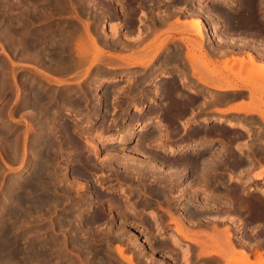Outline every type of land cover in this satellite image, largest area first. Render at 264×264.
I'll list each match as a JSON object with an SVG mask.
<instances>
[{
	"label": "rangeland",
	"instance_id": "obj_1",
	"mask_svg": "<svg viewBox=\"0 0 264 264\" xmlns=\"http://www.w3.org/2000/svg\"><path fill=\"white\" fill-rule=\"evenodd\" d=\"M0 1H2V3L0 2V15L2 14L3 17H5H2L3 20L5 19L4 23L1 21L2 19L0 17V23L2 22L0 24V200L3 201L2 194L6 190V185L11 177L27 180L33 176L34 159L32 158L33 160H31V154L29 151L31 150L30 148L36 149L38 147L40 148V144L42 145V142H39L38 145L35 144L37 142L34 141V137H36V133L39 131V129L36 130V127L38 126L36 122L37 120L33 119V117L31 118L34 121L29 118L30 114L28 113H30V110L29 108L21 106L22 95H19L21 92L17 93L15 89L17 90V87L21 86L25 82L29 83L33 79L34 81H38L36 82L38 85H41L40 82H42V85L44 83L47 87L45 91L49 93L58 91L61 94V98H63V96L67 93L71 94L70 98L73 99L75 95L82 92L80 93L81 98L87 97L90 100L89 107L86 109L83 108V105L78 108H74L71 105L73 102L67 103L63 106L64 108H62L60 118H64L67 113L68 115L66 118L60 119L59 122L69 124L74 127L75 132L73 137L75 139V146H62L61 143L62 147L60 148V151L57 152L58 157H56V171L58 174L56 176L58 179L56 182H58V184L55 182L50 183L48 180L47 188L46 185L43 186L46 188L45 190L47 192L44 188V191L41 190V194L43 193L44 196L47 195L49 197L52 196V199L50 200H53L54 198L55 200L50 202L44 208H42V205L40 207H32L34 204V201L32 200H35L34 197L36 194L29 192V194H27V197L29 198L27 201L29 204L26 206L27 204L24 203V206L27 208L23 207V209H20L18 203H14L11 200L9 201V199H6L8 201L4 200L5 206L8 205L12 207L14 206L15 208L18 207V209H16L23 212L20 216H6L2 209H0V230L3 224H8L10 227L12 225L11 230L13 231L11 232L13 234H11V240L15 239L14 241L12 240L14 242H12V249L21 248L23 250H20V252L17 250L18 255L16 254L17 257L15 256L14 259V256L11 257V262L2 260V262H4H1V264H7L8 262V264H127L125 263L124 258H122L117 252V248L122 249L125 256H131L134 264H184L183 253L186 247L183 244L188 246L191 244L186 240L184 241L181 238L182 236H177L180 240H183L182 247L179 248L173 246L169 236L176 234L174 232L175 224L173 223L172 218L168 216L166 210H170L175 215L180 213L179 207L182 202L186 201L185 199H182L183 190L186 189L188 183H191V188H187L186 190L187 193L190 192L186 195L187 197H190V199L187 200L188 203L184 204L185 206H188L187 210H194L189 206L190 204L199 206L200 202H202L205 203V207H196L195 209L206 208L213 211L214 207L219 203L217 197L211 196V198L210 196L206 197V195L204 198L202 197L207 193L211 195L217 194V191L213 188V186L215 185V176L221 175L220 172L221 169H223L221 164L224 162L219 161L220 158H225L226 156L238 157L239 155H242L243 157L245 154H250V147L246 144L238 145L236 146V149L232 147H229L228 149L222 147V151L215 150V152L210 155L206 154V152L212 150L211 146V148L209 147L207 149L197 151L196 155L194 152L174 154L166 152L163 153L162 151L164 148L170 144H191L195 140H198L195 137L196 135L190 134L197 132L196 128L200 122L199 118L201 115H196V117H193L192 119L185 120L187 114H180L177 117V119L181 122H184V120L186 121V123H183V129L178 132H182L183 130H185V132L190 131L189 136L193 137L191 142H189L190 139H185L183 136L181 139H178L179 135L170 136L172 141H165V134H163V130H161V128H154V132H150L149 136H147L146 131L143 143L137 151H135L136 147L134 148L133 146H135V141L139 138L138 134L134 135L126 144H107L105 142V138L108 135L110 136L116 134L118 127L122 128L128 123L127 119L129 113L131 110L133 111L135 106L140 102V99L135 100V97H132L133 94H136L135 91L137 90V88L134 89V85L144 79L146 77L145 75L151 72L154 67H160V69H157L158 72H156L159 73L158 77L166 74L165 70H168V65L162 64L158 66L156 61H158L164 53L170 51L173 60L179 58L173 64L171 74L169 72L168 73L170 75L169 78L171 79L169 81L172 82L173 80L172 85L175 88L174 93H178L180 95V97H178V101L180 100V102H182L181 105L186 103V99H190V95L183 87L187 85L186 82L190 78L189 73H192L191 70L189 72L190 65V68L195 70L194 74L197 75L200 73V70L198 69H201V71L204 70V73L201 72L202 75L205 74L209 76L210 79H214L215 81L233 85L231 87L232 89L240 87L250 88L251 98L248 103L250 106H254V111L264 118V88L262 86L264 83L262 81L264 80V70H261L263 72H261V77L263 76V78L258 76L259 74L257 73H254L253 77L252 72L248 67L249 64L247 63L246 65L248 71L245 69L246 65L243 62L244 64L242 65H245L242 68L243 72L242 69H240L239 62V65L237 64V61L233 63H229L227 61L219 63L214 61L206 51L207 46L205 44L210 41L209 38H205L203 36L201 40V38H198L197 34L193 32L195 29H190L193 30L190 31L192 34H188L184 31L183 26H181L183 23H190L189 21L192 19L191 12L199 13L203 16L204 12L206 13V10H212L209 14H219L222 16V12L224 13L229 10V14H248L245 18L240 15L235 21L236 23L238 22L237 25L241 24V22L243 24L244 19H248V17L251 16L254 20V24L257 26L253 33L258 34L262 31V28H264V20H262V18H264V1L252 0L245 3L243 0H237V9L235 7L230 8L225 6H222V8H213L212 6L208 7V5L212 4L210 0L172 1L171 3H173V5L179 7L187 2L189 8H187V10L177 7L173 8L178 12H170L172 17L169 19V23L170 26L172 25V29H168V31H166L164 30L165 27H156V30L155 28H152L150 30L151 33L147 34L145 39H142V35H140L143 34L142 32H139L140 34L135 33V20L134 23L130 22L133 20L132 18L136 19V16L138 15L137 12L139 9L136 10V4L138 1L70 0L69 3L71 6H68L64 13H57L54 11L51 15L47 14L44 19H41L39 15H41L44 11H49L47 7L52 8V5L47 6L49 3L46 1L44 2V0ZM56 1L58 2L59 0L50 2L54 4ZM204 7L205 10H203ZM144 10L145 9H142V11ZM185 11L189 14L184 13ZM110 12L113 13L110 14ZM107 13H109L108 20L106 18ZM36 15L39 16L40 19L37 20ZM143 15L145 17H141L140 19L142 21H144V19L149 21V24L152 17L149 18V15L145 13ZM205 15H208V13ZM211 15H209V17H212ZM113 16H115V18ZM9 19H14V21L11 20L14 23L13 27L16 26L22 31L28 29L29 32L31 31L32 36L38 32L41 34L50 30L55 31V34H58L57 37L59 35L67 36V34L74 29H76L77 34H80L84 31L83 22L89 23L90 31L99 35L96 30L104 26L106 28V30H103L104 38L101 36L98 40L104 52V62L109 61L108 57L114 58L117 60L116 63L118 64V67L123 66L128 68H118L113 72L104 73L102 75H100L99 72L104 70L103 66L100 64L95 65L90 62L83 65L78 72L74 69L60 72L58 66L52 69L50 68L51 66H49V62H45V64H43L40 60L36 61L26 57L28 53L27 50L22 51V55L18 51L13 50L15 53L12 51L10 44V32H8L9 28H7ZM211 19L212 20H206V26L208 27L209 32L211 31L209 28L211 25L219 23L216 18L214 19V17H212ZM176 20L179 24L182 22L180 25V28L182 29L178 27ZM113 21L116 22L113 24ZM112 24L114 26L117 25V27L122 24L123 26L120 28L118 27L116 33H113L111 31ZM174 24L175 26L177 25L179 29H177V27L176 29H173ZM167 27H169V24L166 26V29ZM19 30L15 28V37L18 36L17 34ZM124 31L126 32L124 33ZM157 31H160V33H157ZM124 35H128L133 40L135 39L134 37H136V39L140 37L141 42L138 45V48H135V51L131 52L130 47L128 50V45L126 46L124 43H118V45H115L114 42H117L121 38L124 41L127 40L122 37ZM242 35L245 34L236 33L233 34L232 37ZM108 40L110 43L106 45L105 42H108ZM230 41L233 42L234 40L231 39ZM111 42L114 43L115 46ZM62 43L72 44L69 40L62 41ZM156 52L157 55L155 56ZM136 53L138 54L136 55ZM145 55L147 58H145ZM154 56L155 59L153 58ZM191 56L193 57L191 58ZM134 60L147 61V63L140 67L129 68L127 63H133ZM149 61H151V67L148 64ZM191 64L194 68L191 67ZM226 64L229 69L224 67V65L227 66ZM144 66L146 68H144ZM12 73L14 75H12ZM119 74L123 75V78H129L127 80L124 79L123 81H120L117 86L110 88H107V83H102V80L106 77ZM26 75L29 77L26 78ZM207 76L205 78H208ZM251 76L254 81L249 80L248 84H246V81L250 79ZM45 78L47 79V82L45 81ZM19 80H22V82H19ZM59 80H66L72 84L65 88H57L55 84ZM147 81L144 82L147 83ZM152 82H155V84L161 83L156 81ZM145 83H142V85ZM198 86L199 85H197L196 82V84L192 87V89L197 91V93L201 88V86ZM146 88L149 89L150 86ZM106 89L120 91H118L117 94L115 91L111 94H116V101H113L112 97L105 99L104 107H102V110L98 112L102 118L100 117L101 119H97L95 118L96 111H94L92 107H97L96 104L98 98L105 97L102 93ZM23 90L25 89L23 88L22 91ZM142 100L146 102L148 101L147 99ZM243 100H245V98H243ZM249 105L247 107H250ZM233 107L231 109L234 111ZM247 109L249 110V108ZM110 111L118 112L121 116L125 115V122L115 123L113 128L110 120L115 116ZM147 114L145 116H147ZM78 118L81 119L77 120ZM143 119L144 118L140 119V122ZM86 120L91 121V124L86 122ZM105 120L106 122L102 123V121L104 122ZM174 121L165 120L164 122L173 129V127H177L179 125L178 122ZM93 122L94 128L100 124L108 126L106 128L102 127L94 129L92 125ZM12 127L14 128L13 130L11 129ZM26 130L27 132L30 131L27 133L28 136H25ZM99 134H101L100 138L98 137ZM19 135H21L20 138ZM16 139L20 142L16 141ZM33 141L35 143L32 144ZM16 142L19 144V146L17 145V150L19 151H14V146H16L14 143ZM13 144L14 146L12 147ZM25 145H27L26 148ZM258 147L263 146H257V148ZM24 149L26 155L23 160V164L20 159H22L21 153ZM41 152H43V150ZM129 153L133 156L132 158H134V161L124 158V155H128ZM114 156L117 158L114 159ZM150 156H154L155 158L154 165H152L149 159ZM193 159H197L198 163L196 165H193L194 163L191 162ZM42 160L43 159H41V161ZM201 161H205L206 163L204 167L203 179L200 177L202 172L201 165L199 163ZM26 162L27 164H25ZM81 163L85 164V168L82 170L87 172L86 176H81L79 174L81 170L76 168V165ZM51 166L52 165H50V167ZM50 167L48 166L49 170H51ZM259 171H263L262 174L264 175V162H261L260 166L251 170L248 175L246 174L248 171L245 173L240 172L238 175V170L234 171L233 174L227 172V174L231 176L228 179L224 178L223 181H225V184H230L229 186H235V184L242 185L237 182L252 180L253 176ZM244 174L245 176H243ZM163 175L168 177V182H162L160 180V177ZM260 181L261 180L252 183L251 185L249 184V187L247 188L257 186ZM156 189H158L161 193L157 194ZM193 189H196L195 195L192 193ZM48 191L53 192V194ZM249 193H253L254 195L256 190ZM43 194L41 196H43ZM211 211L209 213H211ZM69 214H71L72 217H68ZM151 214L159 217L160 221L158 223L156 221H152ZM138 228L143 230L138 233L140 242H142L143 246V249L141 250L138 249V247H134L135 243L132 240V232ZM188 228L193 230L197 229L193 227ZM201 229L203 228L201 227ZM201 232L203 233L202 235L211 234V231L209 232L208 228H205V230ZM189 238L197 239L198 237L191 235ZM214 251H221L218 253H222L223 256H225L222 257L221 255V258L225 259H223L224 262L220 264H236L234 260L239 258L238 252L240 250L236 249V252L235 250L234 252H229L228 249L226 250V246H220L219 249H214ZM226 251L229 252V254L224 255ZM35 252H39L41 254H36ZM41 256H44V258ZM202 257H204V259L201 260V263L196 264H216V262L211 260L213 257ZM222 259H220V261ZM256 259L257 257L254 258L253 261H250V259L249 261L254 262ZM181 260L183 263H181ZM190 264H193L191 260Z\"/></svg>",
	"mask_w": 264,
	"mask_h": 264
},
{
	"label": "bare ground",
	"instance_id": "obj_2",
	"mask_svg": "<svg viewBox=\"0 0 264 264\" xmlns=\"http://www.w3.org/2000/svg\"><path fill=\"white\" fill-rule=\"evenodd\" d=\"M45 1L49 3V4L46 3L47 6L52 5V8L51 7H47V9H49V11H44V12H42L41 15H39L41 17V19H44L47 14L51 15V13H53L54 11H56L57 13H64L66 11V9L68 8V6H71L70 3H69L70 0H59L58 2L56 1V3H54V4H52V2H50V1H54L55 2V0H50V1L44 0V2ZM134 1L136 2V0H134ZM210 1L212 2V4L208 5V7L212 6L213 8L214 7L222 8V6H225V7H230V8L231 7H235L237 9V6H238V1L237 0H210ZM0 2L2 3V1H0ZM238 9H239V7H238ZM133 10H134V8H133ZM203 10H205V7H204ZM220 10H222V9H220ZM211 11L212 10H206V13H208V15H205L206 13L204 12V14L202 13L203 16L200 15L199 13H192L191 12L192 19L189 21L190 23H183L182 24V22H181V24H182L181 25L176 20V24L178 23V27L179 28H180V25L183 26L184 31L186 33H188V34H192L190 31H193V30H190V29H195V31H193V32H195L197 34V37L201 38V40H202L203 36L205 38H209V40H211V38L213 37L212 35H214L215 38L219 39L220 41L221 40L223 41L224 38L222 36H220V35L218 36L216 33L212 34V33H210L208 31V28L206 26V20L207 21L208 20H212L211 19L212 17H214V19L216 18V20L219 19L220 20V21L218 20L219 23L218 24H216V23L214 24V26H217V25H222V24L226 25L227 19H229L231 21L232 20H237V18H239L240 15L244 16V18H245V14H238V13L237 14L236 13L235 14L234 13L229 14L228 13L229 10L227 12H224V13L222 12V16H220L219 14H212L211 15V14H209V12H211ZM113 12H116V11H113ZM112 13L110 12V14H112ZM225 13L229 14L228 18L224 17ZM124 15H126V14H124ZM209 15H211L212 17H209ZM39 16H37V18H36L37 20L40 19ZM0 17L2 19L3 15L1 14ZM113 17L115 18V16H113ZM3 18H5V17H3ZM106 18L108 20L109 13L106 14ZM248 18H250V16ZM4 20L2 19L1 21L4 23L5 22ZM11 20L14 21V19H11ZM11 20L9 19V24H8L7 28H9L8 32H10V37H11L10 38V44H11L12 51L13 50L14 51H18L22 55V51L27 50L28 53H27L26 57H28L30 59H33V60H36V61L40 60L43 64H45V62H49V66H51L50 68H52V69H54L56 66H58L60 72L70 71V70H73V69L78 72V71H80V69H81V67L83 65L88 64L90 62V63L95 64V65L96 64H100L101 66H103L104 70L99 72L100 75H102L104 73L113 72V71L117 70L118 68L119 69L128 68V67H123V66L118 67V64L116 63L117 60L114 59V58H110L108 56H106V57H108L109 61L108 62L107 61L104 62L105 61V58H103L104 52H103V50H102V48H101V46L99 44V41H98L101 38V35L100 34L97 35V34L91 32L90 29H89V23L83 22L84 23L83 24L84 25V31H82L80 34H77L76 33V29H74L69 34H67V36H60L59 35L58 37H57L58 34H55V31H51V30L43 32L41 34L39 32L37 34L33 33L34 35L32 36L31 31L29 32L28 29L22 31V30H19L20 28L18 29V27L14 26L15 28H17V30H19V32L17 34L18 36L15 37V28L13 27L14 23ZM240 20H241V18H240ZM130 22H132V20ZM122 26H123V24L120 25V26L118 25L119 28L122 27ZM174 26H175V24L173 25V29L174 28L176 29L177 25L175 27ZM118 27H117V25L114 26L112 24L111 25V31L113 33H116V30L118 29ZM169 27H171V28H169ZM169 27H167V29L165 27L164 30L168 31V29H172V25L170 26V23H169ZM178 27H177V29H179ZM160 28H162V27H160ZM180 29H182V28H180ZM157 33H160V31H157ZM125 37L128 39V41L126 40V42H127L126 46L128 45L127 49L129 50V47H130L131 52L135 51L136 50L135 49L136 48L135 44L137 43L136 41H139L138 40L139 38L131 40V38H129L128 36L125 35ZM66 38H68V39H66ZM66 40L71 41L72 44H70V43L69 44H63L62 41H66ZM162 41H164V40H162ZM109 43H110L109 40H108V42L107 41L105 42L106 45L109 44ZM114 43H115V45H118L117 42H114ZM114 43H112V44L114 45ZM133 54H134V52H133ZM137 54L138 53H136V55ZM134 55H132V56H134ZM156 55H157V52H156L155 56ZM155 56L153 57L154 59H155ZM192 57L193 56H191V58ZM248 57H249V59H248L249 63H247V64H249L248 67H249V70L252 72V76L254 77V73H257V74H259L258 76L261 77V75L263 73L262 71L264 70V66L262 64H256L257 62H254V60L252 59V57L250 55ZM145 58H147L146 55H145ZM149 58H151V57H149ZM187 58H188V56H187ZM152 59H150V60H152ZM227 59H229V58H227ZM106 60H107V58H106ZM238 62L240 64V69H242L246 65L247 61L245 62V65H242V64H244L242 59H240ZM238 62H237V64H238ZM145 63H147V61L134 60L133 63L130 62V63H127V65L129 66V68L130 67H140V66H143ZM148 64L151 67V65H152L151 61H149ZM188 64H189V62H188ZM191 67H193L192 64H191ZM224 67L227 69L228 65L227 66L224 65ZM144 68H146V67L144 66ZM245 69H247V65H246ZM190 70H191L192 73H189L190 78L186 82L187 85L183 86L185 88V91L190 95V99H186L185 100L186 103L182 104V105H181L182 102H180V100L178 101V97H180V95L178 93H174L175 92V88L172 85L173 80H172V82L169 81V80H171L169 78L170 75L168 73H166V74H163L164 76L159 77V79H160L159 82H161V83H163V82L166 83L167 82V83L170 84V87H169L170 100H169V104L167 105L168 108L169 109L171 108L173 110V114L178 115V116L180 114L181 115L182 114H185V115L187 114L185 120L192 119L193 117H196V115L200 116V114H199L200 113V107L198 106V104H199L198 101H199V95L201 93L202 87L198 90V93H197V91H194L192 89V87L196 84V82H197V85L206 86L210 90H222V91L223 90H230V89H232L231 87L233 86V85H230V84L222 83L220 81H214V82L210 81V77L209 76H207L205 74L202 75V73H204L203 72L204 70L201 71V69H198V70H200V73L201 72L202 73L201 74L199 73V74L196 75V74H194L195 70L190 68V65H189V72H190ZM242 71H243V69H242ZM247 71H248V69H247ZM12 72H13V70H12ZM151 72H149V73H151ZM196 72H199V71H196ZM13 73H12V75H14ZM79 74H80V72H79ZM176 75H178V74H176ZM138 76H139V74H138ZM206 76L208 78H205ZM252 76H251L252 79L251 78L248 79L246 81V84H248L249 80L250 81L253 80ZM201 77H202L203 80L201 79ZM128 78L129 77H126V80ZM261 78H263V76ZM123 80H124V78L121 77L120 75H114V76H111V77H106L104 80H102V83H104V82L107 83V85H108L107 88H110V87L117 86V84L120 81H123ZM179 80H181V79H179ZM45 81L47 82V79ZM262 81L264 82V80H262ZM19 82H22V80L21 81L19 80ZM36 82H38V81H34L32 79V81L29 82V83L25 82L19 87H17L18 86L17 85L16 86L17 90L15 89V91H17V93L21 92V94L19 93L20 96L22 95L21 96L22 97V105L21 106H23L25 108H29V110H30V113H28V114H30L29 118L33 117V119L37 120L36 122H37L38 126L36 127V130L39 129V131L36 133V137H34V141L37 142V143H35L33 141L32 144L33 143L38 144L39 142H42V145L40 144V148L38 146H37L38 148H36V149L30 148L31 150L33 149L32 151L30 149H29L30 151L28 150L30 152V154H31L30 155L31 156V160L34 159V164L32 163L33 166H34V168H33L34 169L33 170L34 171L33 176L30 177L27 180H23L22 178H17V177H11L9 179V181H8V183L6 185V190L2 194L3 195V201L0 200V209H2V211L6 214V216H20L22 214V212H23V211L17 210L18 207H16L17 208L16 209L14 206L13 207L12 206H8V205L5 206L4 200L8 201L6 199H9V201L11 200L14 203H18V206H20V209H23V207L27 208V207L24 206V203H26L27 205L26 204L25 205L28 206L29 203H28L27 200L29 198L27 197V194H29V192L36 194V196L34 197L35 200H32V201H34V204L32 205V207H34V206L35 207L36 206L40 207L42 205V208H44L50 202L55 200L54 197H53L54 198L53 200H50V199H52L51 198L52 196L51 197H49L47 195L44 196L43 193H42L43 196H41L42 195L41 194V190L44 191L47 188V183L48 182H50V183L51 182H55V183L58 184V182H56V180H58L57 177H56L58 175L57 171H56L57 170V163H56L57 159H56V157H58L57 156V152L60 151V148L63 145H65L67 147H74L75 146V141H74L75 139L73 137V134L75 132L74 127L70 126L69 124H64L62 122H59L60 119H64L68 115V113H67V115L64 118H60V114H61L62 108H64L63 106L66 105L67 103H72V102L73 103L71 105L74 108H78L81 105H83V108H85V109L89 107V101L90 100L87 97L81 98V94L80 93H82V92H80L79 94L75 95L73 99L70 98L71 94H67V93L63 96V98H61V94L58 91L49 93V92L45 91L47 87H46V85L44 83H43V85H45V86L42 85V82H40L41 85H38ZM255 82H257V81H255ZM142 83H145V82H142ZM152 83H154V87H153L154 90H155L154 96H150L148 98L144 97L143 95L134 96L135 97L134 99L135 100L140 99L139 100L140 102L135 106L134 111L132 113L131 112L129 113V116H128V119H127L128 123L122 128L118 127L116 134L110 135V136L108 135L105 138V142L107 144H115V143L126 144V143H128V141L134 135L138 134L139 138H138V140H136L135 146H133L134 148L136 147L135 151H137V150H139L140 145L143 143V139L145 138V132L148 131V129L150 127L165 129V126H164L163 122L160 119L156 118V120H152L151 121V118L149 116H145L147 113L148 114L150 113V115H151V113L154 112L158 108V106L161 105L162 102H164V99H163V96H162L163 93L161 92V87H160L163 84L158 86V84H155V82H152ZM70 84H72V83H70L69 81L59 80V81H57L55 86L57 88H63V87L65 88V87L69 86ZM178 84H181V83H178ZM263 84H262V86L264 88ZM181 85H183V84H181ZM249 86H250V84H249ZM21 87H23L25 90L22 91L23 88H21ZM114 91L115 90H109V89L104 90L102 95H104L105 97L98 98L97 104H96L97 107H92L91 106L93 108V110L96 111L95 118L99 119L101 117L100 113H98V112H100V110H102V107H104V105H105L104 103H105V99L106 98L112 97V100L116 101V98H117L116 94L120 90H116L115 91L116 94L115 95L114 94L111 95L112 92H114ZM73 94H74V92H73ZM149 98H152V99H149ZM142 99H147V100L149 99V100L146 102V101H143ZM247 102L246 103L245 102H242V103L239 102L240 105H245L242 108H240L239 106L235 107V108L233 107V109L236 112V114H237V112H239V113H241V112L242 113L243 112L247 113L249 111L247 109L248 107H246ZM221 104H223V103H221ZM248 105H249V103H248ZM180 111H181V113H180ZM142 118H144V119L140 122V119H142ZM238 118H239V116H238ZM79 119H81V118H78L77 120H79ZM185 120H184V123H186ZM153 121H156V122H153ZM203 121H204L205 124L203 126H201V127H206L205 125H208L206 123H210L213 120L209 116H206V118ZM86 122L91 124V121H89V120L88 121L86 120ZM215 122L218 123V124H222L223 123V121H221V120H219L217 118H216ZM241 124L239 123V121H237V119H235V120L229 121L228 128L229 127L239 126L241 129L242 128L244 129L243 125H241ZM199 125H200V122H199L198 126ZM226 127H227V125H226ZM11 129L13 130L14 128L12 127ZM27 130H28V127H27ZM27 130L25 132V136L27 135V133L30 132V131L27 132ZM31 131H32V129H31ZM196 134H197V132L196 133L193 132L190 135H196ZM20 136L21 135H19V138H20ZM32 137H33V135H32ZM98 137L100 138L101 134H99ZM16 141L20 142L17 139H16ZM27 141H28V139H27ZM61 143H62V146H61ZM14 144L16 146H14ZM14 144L12 145V147L13 146L15 147L14 148V151H15V150H17V147L19 146V144H17V142L14 143ZM26 146L27 145H25V148H26ZM236 146H238V145H236ZM236 146L234 147V149H236ZM209 147H210L209 145H206V144L200 142L199 140H195L191 144H175V145H173V144L171 145L170 144L169 146H166V148H164V150L162 152L163 153L164 152L173 153V154L174 153L194 152V154L196 155L197 151L203 150V149H207ZM28 148H29V146H28ZM41 148H43V149H41ZM221 148H219V150ZM42 150H43V152H41ZM17 151H19V150H17ZM22 153H21L22 159H20V160H22L21 162L23 163L24 162L23 160H24L25 155H26L25 149L23 150ZM28 155H27V157L29 158ZM129 156H131L130 153L128 155L125 154L124 158H127V159H130L131 161H134V158H132L133 156H131V157H129ZM115 158H117V157L114 156V159ZM41 159H43V160L41 161ZM149 159H150L152 165H154L155 164L154 156H150ZM229 159L232 160L231 163L226 161V160H229ZM243 160H244V156L242 157V155H239L238 157L220 158L219 161H223L224 162V163L221 164L223 166V168L225 166H228L229 163L230 164H234L236 166L239 165L240 170L237 172V175L240 172H244L245 173L246 171H248L246 173L248 175V173L250 172L249 169H246L245 165H241L242 164L241 162ZM26 161H27V158H26ZM191 162L194 163L193 165H196L198 163L197 159H193V161H191ZM48 163H49V165H48ZM25 164H27V162ZM199 164L201 165V172H202L200 177L203 179L204 178V169H205L204 167H205L206 163H205V161H201ZM50 165H52V166L50 167ZM84 165L85 164H82V163L76 165V168L78 170H81V172H79V174L81 176L82 175L86 176V173H87L86 171L82 170L83 168H85ZM48 166L51 168V170L48 169ZM262 172L263 171H259L257 174H255L253 176L252 180L238 181L237 183H240L242 185H236L235 184V186H229L230 184H225V181H223V179L224 178L228 179L231 175L227 174V177H224V175L220 172L221 175L215 176V178H216L215 179V185L213 186V188L216 189L217 194L211 195V194L207 193V194H204V196L202 198H204L205 195H206V197H208V196H210V197L212 196L213 197L214 196V197H217L218 202L220 204H222V201H225V202H228V203H232V204H234L233 208H234V210L236 212V215H237V217L239 218L240 221H245V219H249L250 221H255V223L258 222L264 228V192H259V191L256 190V193L254 195L252 194V196H251V194L249 193L250 192L249 191L250 188H247V187H249L248 186L249 184L251 185L252 183H255V182H257V181L262 179V177H263ZM228 173L233 174L232 171H228ZM243 176H245V174ZM55 177H56V179H55ZM178 178L180 179L179 176H178ZM160 180L162 182H168L169 181L168 177H166L165 175L161 176ZM44 185H46V188L43 187ZM191 185H192L191 183H188L186 189L183 190L182 199H185L186 201L181 203V205L179 207L180 213L178 215H175L170 210L169 211L166 210V212L168 213V216H170L172 218V221L175 224L174 232L176 233L175 235H172V236L170 235L169 239L172 242L173 246L179 247V248L182 247V241L183 240L184 241L186 240L187 242H190V244L193 243L192 245H194L197 249H199L198 256H205L207 258L208 257H213L211 259L213 262L222 263V262H224L223 259H225V258L222 259L221 255H222V257H225V256H223L222 253L221 254L218 253V252H221V251L217 252V251H214V249H217V248L219 249L220 246H226V250L228 249L229 252H234V244L232 242L231 232H230V230L228 228H225L224 231H222V232L221 231L220 232L219 231L218 232L215 231L217 233V235H221V236H218L217 238H215L212 235H208V234H207V236L206 235L205 236L204 235H198V232H193L192 230H190L188 228L189 227L188 224L190 223L189 218H193L195 215H199L200 217H204L205 215H207L211 211V210H208L206 208L205 209H195L196 207H198V208L205 207V203H202V202H200L199 206H195V205H191L190 204L189 206L191 208H193L194 210H187L188 206H185L184 204L188 203L187 200H189L190 197H187L186 195L189 194L190 192L187 193L186 190H187V188H191ZM49 187H50V185H49ZM221 187L224 190H221ZM43 188H44V190H43ZM230 190H232V192H231L232 199H229L227 197L228 195H230V193H229ZM195 191H196V189L192 190V193L194 195L196 193ZM48 192H51V191H48ZM156 193L159 194L161 192L158 189H156ZM51 194H53V192H51ZM222 196H225V197H222ZM2 204H4V205H2ZM36 209H40V208H36ZM204 210H207V211H204ZM151 215H152L151 216L152 221H156L157 223L160 221L159 217H157V216H155L153 214H151ZM240 215H242L244 218H240ZM22 216H24V215H22ZM68 217H72V215L69 214ZM14 226H16V225H14ZM11 227H12V225H11ZM11 227L8 224H3L1 226V230H0V264H1L2 260L10 261L11 257H13V256H14L13 257V259H14L16 254L18 255V251L20 252V250L21 251L23 250L20 247H19L20 249H16V248H14V250L12 249L13 248L12 246H13V243H14L13 241L15 239L14 240L12 239L13 241L11 240V236H12L11 234H13L11 232V231H13V230H11ZM140 229L138 228V229L134 230L135 233L132 232V240L135 243V245L133 243L134 247H138V249L141 250V249H143V246H142V242H140L138 233H140V231L142 232L143 230H140ZM237 230H239V229H237ZM189 235L190 236L194 235V236H196L198 238L197 239H192V238H189L190 237ZM177 236H180V237L182 236L181 238L183 240L182 239L180 240ZM18 242H19V240H18ZM24 245H26V244H24ZM212 248H213V250H212ZM26 252H28V251H26ZM117 252L119 253V255L122 258H124L125 263L134 264L133 261H132V257L131 256H125L122 249L117 248ZM229 252L226 251V253L224 255L229 254ZM235 252H236V250H235ZM37 253H39V252H37ZM238 253H239L238 254L239 258L234 260V262L236 264H264V259H262L260 257H258L257 260L252 263V262H249V259H248V257L245 254H243L242 252H238ZM39 254H41V253H39ZM183 255H184L183 256L184 264H190V260H191V256H192L190 248L186 247V249L184 250ZM44 256H41V257L44 258ZM220 259H222V260L220 261ZM16 260H17V258H16Z\"/></svg>",
	"mask_w": 264,
	"mask_h": 264
},
{
	"label": "flooded vegetation",
	"instance_id": "obj_3",
	"mask_svg": "<svg viewBox=\"0 0 264 264\" xmlns=\"http://www.w3.org/2000/svg\"><path fill=\"white\" fill-rule=\"evenodd\" d=\"M136 1H138L136 4V10L139 9L137 12L138 15L136 16V19L133 18L131 23H134V20H135L136 22L135 28H134L135 33L140 34L139 32H142L143 34H140L142 35V39H145L147 34L151 33L150 30L152 28L153 29L155 28L156 30L157 28H160L163 26L166 27L169 24V19L172 17V15H170V12H174V11L178 12L177 10H174L173 8L177 7V8L184 9V10L185 9L187 10V8H189V6L187 5V2L184 3L180 7L175 6L173 5V3H171L172 1H179V0H136ZM243 1L246 3L252 0H243ZM141 8L145 10L142 11ZM144 13L149 15V18L152 17V19H150L149 24H148L149 21H146L145 19L144 21H142L140 19L141 17H145L143 15ZM184 13H187V11H185ZM228 16L229 14L225 13L224 17L228 18ZM262 20H264V18H262ZM235 21L236 20L231 21L227 19L226 25H223V24L217 25V26L211 25V27H209L211 30L210 33L213 34L215 32L218 36L219 35L222 36L224 40L220 41L219 39L215 38L214 35H212L213 37L211 36L212 37L211 40L205 44L207 46V49H206L207 54L211 56L214 61L219 62V63H222L225 61L229 63L230 62L233 63L236 60L238 62L240 59H242L244 63L246 61H247L246 63H248L249 62L248 56L250 55L255 62L261 63L264 65V28H262V31L258 34L253 33L254 29L257 28V26L254 24V20L251 18V16H250V19L249 18L244 19L243 24L241 22V24L237 25L238 22L236 23ZM115 22L116 21H113V24ZM103 30H106L104 26L100 27L96 31L101 36H103ZM125 32L126 31H124V33ZM236 33L238 34L242 33L245 35L232 37V35ZM122 37L126 38L125 35ZM134 38L136 39V37ZM228 39L229 40L233 39L234 41L232 42V41H229ZM131 40L133 39L131 38ZM138 40L139 41H136L137 43L135 42L136 49L138 48V45L141 42L140 37ZM117 43L127 44L126 40L124 41L122 40V38L119 39ZM178 59L173 60L172 54L170 51V52L164 53L160 57V59L156 61V63L158 66L162 64L168 65L167 66L168 70H165L166 71L165 73L169 72L171 74L173 64ZM157 69H160V67H154L151 73L146 74V77L144 79H142L141 81L136 83V85H134V89L137 88V90L135 91L136 94L132 95L133 97L143 95L144 97L148 98L150 96H154L155 90L153 88L154 83H152V81H156V82L160 81L158 77L159 73H156L158 72ZM120 76L123 77V75H120ZM28 77L29 76L26 75V78ZM144 81H147V83L142 85V82ZM148 86H150L149 89L146 88ZM158 86L161 87V92L163 93L162 96H163L164 102H162L161 105L158 106V108L154 112L151 113V115L149 113L147 114V116H149L152 120H155L156 118L160 117L159 119L163 122L165 126V130L161 129L163 130V134H166L164 135L165 141H168V142L172 141L170 139V136L179 135L178 139H181V137L183 136L185 139H190L189 142H191L193 140V137L189 136L190 131L185 132V130H183L182 132H178L179 130L183 129L184 122L182 121L183 122L182 123L180 120H178L177 119L178 115L173 114V110L171 108L169 109L167 106L170 100V91H169L170 84L166 82V83H160L158 84ZM201 87H202V90L199 95V101H198L199 103L198 106L200 107L199 114L201 115V117L199 118L200 125L196 128L197 134L195 137L200 142L212 147V150L209 152H206V154H209V155L213 154L215 150L222 151L221 149L219 150V148L221 147H225L228 149L229 147L234 148L236 145L246 144L250 147L251 151H250V154L243 155L244 160L241 162L242 163L241 165H245V168L249 169V171L254 170L257 166H260L261 162H264V118L254 111L255 109L254 106L248 107L249 108L248 113H237L236 114V112L231 109L234 105H236V103L238 104L239 102L244 101L243 98H245L244 102H247V101L249 102V99L251 98V92L249 90H236V89L223 90V91L222 90L221 91L220 90H210L209 88L203 85ZM133 111H131V113ZM110 112L113 113V115L115 116L114 118L110 120L113 128H114L115 123L125 122V119H126L125 115L121 116L119 115L118 112H114V111H110ZM206 116H209L213 121H211L210 123H206L208 124V125H205L206 127H201L205 124L203 120L206 118ZM216 118L223 121V123L222 124L216 123L215 122ZM231 119L232 120L237 119V121H239L240 124L242 123L241 125H243L244 129L243 128L241 129L239 126L228 128L229 121H232ZM106 120L104 122L102 121V123H105ZM165 120H171L174 122H178L179 125L177 127H173L174 129L173 130L168 124L164 122ZM153 122H156V121H153ZM92 125L94 128V122ZM107 126L108 125L100 124L94 129H99L102 127L106 128ZM154 130L155 129L153 127H150V129H148L147 131V136H149L150 132H154ZM257 146H263V147L257 148ZM226 158H230V157L226 156ZM226 161L231 163L232 160L229 159ZM230 163L228 164V166H225L223 169H221V173L224 175V177H227L226 174L228 171L234 172L236 170L238 171L240 170L239 165L236 166ZM253 188L259 192H264V175L261 181L259 182V184L257 186L250 187L249 191L252 192L254 190ZM221 190H224V189H222L221 187ZM231 192L232 190L229 191L230 195L227 196L229 199H232ZM222 197H225V196H222ZM233 206L234 204L232 203L222 201V204L218 203L214 207L213 211H211V213H208L204 217L195 215L193 218H189L190 223L188 224V226L197 228L195 230L193 229H190V230H192L193 232H198L199 235L203 234L201 231H204L205 228H208L209 232L211 231V234H208V235H212L215 238H217L218 236H221V235H217L216 232L218 231L222 232L224 231L225 228H228L231 232V238L234 244V250L236 249L240 250L239 252H242L243 254H245L248 257V259H250V261H253V259L256 257L257 258L260 257L264 259V228L263 226L260 225L258 222L255 223V221H250L249 219H245V221H240L236 215V212ZM240 218H244V217L240 215ZM201 227L204 230L201 229ZM192 244L189 246L186 244H183V245L185 247L190 248V251H192L191 252L192 263L193 264L201 263V260H203L204 257L198 256L199 249H197ZM166 251H171V250H166ZM181 263H183L182 260H181ZM216 264H220V263H216Z\"/></svg>",
	"mask_w": 264,
	"mask_h": 264
},
{
	"label": "crops",
	"instance_id": "obj_4",
	"mask_svg": "<svg viewBox=\"0 0 264 264\" xmlns=\"http://www.w3.org/2000/svg\"><path fill=\"white\" fill-rule=\"evenodd\" d=\"M259 64V63H258ZM210 81H212V82H214L215 80L214 79H210ZM236 90H249L250 91V88H243V87H240V88H237ZM241 103V102H240ZM240 107V108H242V107H244L243 105H240L239 103L235 106V107ZM234 107V108H235ZM247 107V106H246ZM248 113V112H247Z\"/></svg>",
	"mask_w": 264,
	"mask_h": 264
}]
</instances>
